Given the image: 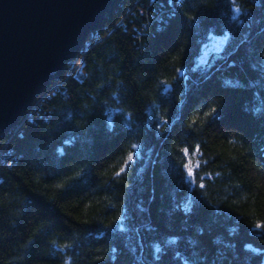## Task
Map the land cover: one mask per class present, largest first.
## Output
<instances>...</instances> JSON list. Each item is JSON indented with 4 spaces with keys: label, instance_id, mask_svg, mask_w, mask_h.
<instances>
[{
    "label": "trees",
    "instance_id": "16d2710c",
    "mask_svg": "<svg viewBox=\"0 0 264 264\" xmlns=\"http://www.w3.org/2000/svg\"><path fill=\"white\" fill-rule=\"evenodd\" d=\"M39 96L0 134V264H264V0H123Z\"/></svg>",
    "mask_w": 264,
    "mask_h": 264
},
{
    "label": "water",
    "instance_id": "95a60500",
    "mask_svg": "<svg viewBox=\"0 0 264 264\" xmlns=\"http://www.w3.org/2000/svg\"><path fill=\"white\" fill-rule=\"evenodd\" d=\"M123 0H0V134L14 128L51 80Z\"/></svg>",
    "mask_w": 264,
    "mask_h": 264
},
{
    "label": "rangeland",
    "instance_id": "374dc122",
    "mask_svg": "<svg viewBox=\"0 0 264 264\" xmlns=\"http://www.w3.org/2000/svg\"><path fill=\"white\" fill-rule=\"evenodd\" d=\"M225 42H226L225 36H211L209 40L202 47L201 54L199 58L197 59V63L201 65L205 63L209 57L215 56L221 53L223 51ZM156 108H157V104L153 102L149 109L148 123L150 125L153 123V120L155 118L153 111Z\"/></svg>",
    "mask_w": 264,
    "mask_h": 264
},
{
    "label": "built area",
    "instance_id": "2783aa9c",
    "mask_svg": "<svg viewBox=\"0 0 264 264\" xmlns=\"http://www.w3.org/2000/svg\"><path fill=\"white\" fill-rule=\"evenodd\" d=\"M94 33V32H93ZM93 33L91 34V36L90 37H88L87 39H86V41H85V44H84V47H83V50L85 49V47L91 42V38H92V36H93ZM80 55H78V57H79ZM78 57H77V59H76V61L73 63V64H69V66H73V65H75L76 64V62H77V60H78ZM81 61V60H80ZM68 66V65H67ZM75 76H77V78H82L83 77V73H82V66L80 65H77V67H76V72H75ZM38 97H40V96H38ZM37 99V98H36ZM35 99V100H36ZM35 100H34V102L32 103V105H31V107H30V109L25 113V115L26 116H30V113H31V109L32 108H34L35 107V103H37V101L35 102ZM15 128V127H14ZM14 128H12V129H14ZM13 152H12V150H10V149H7V147L6 146H0V161H3L4 159H8V156H10L11 154H12Z\"/></svg>",
    "mask_w": 264,
    "mask_h": 264
},
{
    "label": "snow or ice",
    "instance_id": "6c2138e0",
    "mask_svg": "<svg viewBox=\"0 0 264 264\" xmlns=\"http://www.w3.org/2000/svg\"><path fill=\"white\" fill-rule=\"evenodd\" d=\"M237 11H239V9H237ZM185 154L187 155V150H185ZM133 160V155H129L128 157H127V161L128 162H130V161H132ZM199 165H196V167H198ZM124 171V168H121L120 169V172H123ZM186 171H187V176H188V178L191 180V178L194 176V169H193V167L191 166V164H189V165H187L186 166ZM192 182H194V181H192ZM201 187H203V185L201 184L200 185ZM257 227H261V225H257Z\"/></svg>",
    "mask_w": 264,
    "mask_h": 264
}]
</instances>
